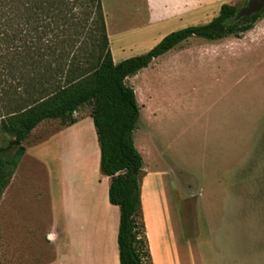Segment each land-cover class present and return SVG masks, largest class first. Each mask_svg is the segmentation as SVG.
Segmentation results:
<instances>
[{
	"label": "rangeland",
	"instance_id": "1",
	"mask_svg": "<svg viewBox=\"0 0 264 264\" xmlns=\"http://www.w3.org/2000/svg\"><path fill=\"white\" fill-rule=\"evenodd\" d=\"M246 1L230 0L229 5L239 9ZM101 2L116 62L147 53L171 32L203 25L198 23L201 18L192 17L185 27L152 28L147 25L146 0ZM171 28L177 29L154 43ZM186 41L182 50L164 53L125 81L135 91L139 107L133 143L143 168L171 177L161 186L155 184V191L161 193L159 199L152 195L157 203L154 211L175 209L178 223L196 230L239 225L245 239L240 245L242 256L256 259L260 249L247 235L252 232L264 238V42L256 49L248 39L238 42L232 35L223 41L195 36ZM80 110L90 114L91 105ZM48 129L38 125L36 139ZM12 139L0 129V147ZM28 148L17 170V177L26 182L5 206L0 220L4 238L0 264H8L15 239L32 238L34 248L10 250L21 252L22 257L26 253L35 256L41 241L49 240L41 233L46 221L44 201L57 178V165L37 159L32 147ZM148 186L145 180L146 193L153 194V187ZM169 187L175 192L174 203L167 194ZM104 213L105 227L100 217L88 234L89 251L93 242L98 247L106 243V225L112 216L106 209Z\"/></svg>",
	"mask_w": 264,
	"mask_h": 264
},
{
	"label": "trees",
	"instance_id": "2",
	"mask_svg": "<svg viewBox=\"0 0 264 264\" xmlns=\"http://www.w3.org/2000/svg\"><path fill=\"white\" fill-rule=\"evenodd\" d=\"M236 10L223 4L210 23L171 32L115 64L101 0H0V129L14 141L0 147V198L31 131L44 120L71 125L91 105L99 172L109 177L108 201L119 209V263L151 264L140 214L142 158L133 143L139 107L125 81L190 37L240 38L264 15L226 26Z\"/></svg>",
	"mask_w": 264,
	"mask_h": 264
},
{
	"label": "crops",
	"instance_id": "3",
	"mask_svg": "<svg viewBox=\"0 0 264 264\" xmlns=\"http://www.w3.org/2000/svg\"><path fill=\"white\" fill-rule=\"evenodd\" d=\"M229 1L146 0L147 25L159 29L170 24L185 27L188 25L187 20L192 17L201 18L198 23L205 25L216 18L221 6L229 5ZM175 29L177 28L162 32L154 43ZM107 36L110 46L111 36L109 33ZM228 37L216 41H223ZM234 38L238 42L248 39L250 45L253 43L257 49L264 42V16L255 22L252 29L243 33L242 37ZM186 42L184 40L174 48L182 50ZM111 55H113L112 51ZM113 62L118 63L114 60ZM74 117L76 121L71 125H62L59 120H44L40 124H45L49 129L41 133L40 139H36L35 130L40 125L38 124L23 142L25 152L22 158L29 154L31 148L28 147H32L35 151L33 155L37 159L47 163H56L57 178L52 185L51 193L44 201L43 214H45L46 221L41 233L44 237L48 236V242L41 241L39 247L41 249L35 256H27L25 252L26 254L22 257L21 252H10V250H27L30 246L34 248L32 238L13 240V245L9 250L8 264H22L23 262L29 264L31 258L30 264H120L117 246L119 209L108 201L109 177L99 172L100 151L94 125L90 114L80 108L74 113ZM28 140L30 143H27ZM91 152L93 157L90 160ZM90 161L91 168L88 167ZM19 164L0 198V220L5 206L15 199L16 192L21 191L26 182L23 177H17ZM143 165L142 161L139 186L140 214L151 264H264V250L262 249L264 238L261 239L255 234L253 236L252 232L247 237L253 243L258 244L260 256L256 259L242 256L240 245L245 239L241 236L239 225L238 228L230 226L227 229L224 227L210 229L207 226L203 230H196L192 226L182 227L178 223L175 209L154 211L157 203L152 195L159 199L161 193L155 191V184L158 183L161 186L162 181L171 177L164 172L145 170ZM69 170L75 171V175L67 174ZM145 180L149 182L150 187H153V194L146 193L148 190L144 187ZM169 186H171V181H169ZM170 189L171 187L167 194L169 200L174 203L175 192L172 193L174 190ZM105 209L112 216L108 220L109 224L106 225L109 232L106 243L98 247L93 242L92 250L89 251L90 246L86 242V240L89 241L88 234L93 225H98L100 217L105 227L106 214L103 212ZM2 231L0 223V244L4 245ZM249 249L247 248L246 251Z\"/></svg>",
	"mask_w": 264,
	"mask_h": 264
},
{
	"label": "water",
	"instance_id": "4",
	"mask_svg": "<svg viewBox=\"0 0 264 264\" xmlns=\"http://www.w3.org/2000/svg\"><path fill=\"white\" fill-rule=\"evenodd\" d=\"M264 9V0H247L243 7L237 9L228 20H226V26L233 25L235 23H239L244 19H248L258 13H260ZM14 141H10L13 143Z\"/></svg>",
	"mask_w": 264,
	"mask_h": 264
},
{
	"label": "bare ground",
	"instance_id": "5",
	"mask_svg": "<svg viewBox=\"0 0 264 264\" xmlns=\"http://www.w3.org/2000/svg\"><path fill=\"white\" fill-rule=\"evenodd\" d=\"M104 211V210H103ZM105 212V211H104Z\"/></svg>",
	"mask_w": 264,
	"mask_h": 264
}]
</instances>
